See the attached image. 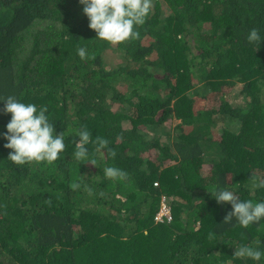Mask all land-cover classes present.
Masks as SVG:
<instances>
[{
  "label": "trees",
  "instance_id": "obj_1",
  "mask_svg": "<svg viewBox=\"0 0 264 264\" xmlns=\"http://www.w3.org/2000/svg\"><path fill=\"white\" fill-rule=\"evenodd\" d=\"M252 28L264 36V0H152L139 36L112 44L80 0H0V97L46 107L66 145L54 162L17 164L0 138V264H264L233 256L264 250V218L225 222L232 205L211 193L264 199L251 179L264 178V40L247 42ZM234 88L241 103L226 97ZM84 128L95 165L74 155ZM162 198L170 222L154 221Z\"/></svg>",
  "mask_w": 264,
  "mask_h": 264
},
{
  "label": "clouds",
  "instance_id": "obj_2",
  "mask_svg": "<svg viewBox=\"0 0 264 264\" xmlns=\"http://www.w3.org/2000/svg\"><path fill=\"white\" fill-rule=\"evenodd\" d=\"M80 3L89 20V27L95 30L99 39L112 44L137 38L139 32L136 26L145 23L152 9V0H80ZM245 39L259 47L264 36L258 28H252ZM77 54L81 59H86L87 48L79 47ZM0 102H4L3 111L11 114V119L6 124V131L0 133V138L6 141L3 147L12 150L8 154V159L17 164L56 161L66 147L65 133L54 134V124L46 114L47 108L41 106L38 109L35 103L23 102L11 95L0 97ZM76 135L79 139L75 142V158L88 160L87 145L90 142L91 133L84 128L78 130ZM94 142L98 148H104L108 144V141L101 137H96ZM110 151L115 155L114 150ZM88 161L93 165L96 163L95 160ZM103 171L107 178L122 180L127 176L125 171L115 166H107ZM251 179L254 188L264 189V178L252 176ZM72 187L77 188L79 184L73 183ZM211 193L217 203L230 202L232 205V211L224 217L225 222L235 217L241 226L247 227L264 218V199L256 202L251 199L241 200L226 187ZM235 249L234 257H246L255 261L264 258V250L259 247L244 244Z\"/></svg>",
  "mask_w": 264,
  "mask_h": 264
},
{
  "label": "built area",
  "instance_id": "obj_3",
  "mask_svg": "<svg viewBox=\"0 0 264 264\" xmlns=\"http://www.w3.org/2000/svg\"><path fill=\"white\" fill-rule=\"evenodd\" d=\"M171 213L167 205V201L164 198L161 199V204L158 212L154 216L155 222H170Z\"/></svg>",
  "mask_w": 264,
  "mask_h": 264
},
{
  "label": "rangeland",
  "instance_id": "obj_4",
  "mask_svg": "<svg viewBox=\"0 0 264 264\" xmlns=\"http://www.w3.org/2000/svg\"><path fill=\"white\" fill-rule=\"evenodd\" d=\"M226 97L228 98V101H229V102H232V103H241V102H242V100H241V96H238V95H237V90H236V88L231 89ZM203 101H204V100H201V101H200V104H198V105L203 104V103H202ZM197 103H198V100H197ZM177 123H178L177 121L173 120L172 123H171V125H175V124H177Z\"/></svg>",
  "mask_w": 264,
  "mask_h": 264
}]
</instances>
